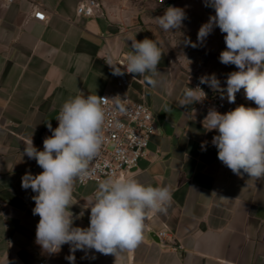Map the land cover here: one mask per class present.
Masks as SVG:
<instances>
[{"label": "crops", "instance_id": "1", "mask_svg": "<svg viewBox=\"0 0 264 264\" xmlns=\"http://www.w3.org/2000/svg\"><path fill=\"white\" fill-rule=\"evenodd\" d=\"M90 1L17 0L8 6L0 0V264H70L69 255L74 264H264V180L234 174L211 143L218 133L203 127L208 111L195 103L178 105L192 72L168 49L164 40L174 35L157 20L169 6L184 9L187 18L179 31L219 58L226 44L218 27L203 43L197 41L215 10L204 0H94L98 6L91 15L79 13L78 7ZM36 9L46 20L34 17ZM130 33L138 41H159L164 53L159 86L132 74L130 86L122 87L106 63L131 51ZM81 92L127 95L151 108L157 128L149 153L125 176L172 190L167 212L149 214L143 242L116 257L95 250L72 253L69 244L57 253L43 250L36 243V193L21 187L26 172H42L34 159L23 156L26 141L32 137L43 150V140L52 134L47 123L58 127L61 106ZM97 186L76 182L70 209L74 227L90 225V209L83 205ZM82 210L83 217L75 219ZM161 231L168 236L161 238Z\"/></svg>", "mask_w": 264, "mask_h": 264}, {"label": "clouds", "instance_id": "2", "mask_svg": "<svg viewBox=\"0 0 264 264\" xmlns=\"http://www.w3.org/2000/svg\"><path fill=\"white\" fill-rule=\"evenodd\" d=\"M163 3V0H160ZM215 15L209 17L197 34L204 40L218 27L224 35L226 49L219 60L225 65H235L238 71L228 74L226 88H222L215 74L200 78L212 90L226 95L234 103L236 93L244 90L245 98L257 107L239 105L221 114L209 109L203 120L206 131L215 130L211 143L218 150V159L234 174H247L250 179L264 180V0H204ZM184 9L169 6L157 17L164 31L182 26ZM131 42L123 69L111 57L106 63L113 75L134 74L144 77L151 87L160 84L158 65L163 49L159 41L145 37L138 41L129 34ZM196 47V44H192ZM206 93L198 85L187 87L177 101L179 106L202 102ZM113 99V98H112ZM109 99L83 92L66 100L56 117L58 127L47 123L51 136L43 140V150H38L32 137L26 141L23 156L34 159L42 172H26L21 187L31 189L36 195L33 215L39 216L36 226V243L48 253H57L65 244L70 251L95 250L115 257L134 251L144 240L150 213H166L172 202L170 186H152L126 176H109L98 183L83 209H90V225L74 227V214L70 211L75 185L92 175L91 162L101 154L105 143L106 105ZM119 106V105H118ZM203 142L201 147L204 148ZM82 210L75 219L83 217ZM67 259L74 264L75 256Z\"/></svg>", "mask_w": 264, "mask_h": 264}, {"label": "built area", "instance_id": "3", "mask_svg": "<svg viewBox=\"0 0 264 264\" xmlns=\"http://www.w3.org/2000/svg\"><path fill=\"white\" fill-rule=\"evenodd\" d=\"M6 5H11L17 0H3ZM164 2V0H163ZM96 1L91 0L78 7V12L91 15L97 7ZM34 17L38 20H46V14L40 9L34 11ZM126 55L118 58L114 63L123 69ZM132 74L125 72L119 75V85L129 87ZM205 75L191 73L188 76V87L195 88L198 85L206 93L202 102L195 103L198 108L209 111L211 108L221 110L224 108H236L243 105L240 93H236L234 103L227 101L226 95L222 99L221 93L212 90L207 84H200V78ZM222 88L226 85L220 82ZM100 97L108 98L106 107V124L104 128L105 143L101 154L90 164L92 175L78 184L99 183L109 176H125L136 169L140 161L149 153V146L153 134L156 132V121L151 108L145 103L133 100L127 95L102 94ZM113 98V99H112ZM119 105V106H118ZM161 238L168 236L167 231L159 232ZM44 264V261L41 262Z\"/></svg>", "mask_w": 264, "mask_h": 264}, {"label": "rangeland", "instance_id": "4", "mask_svg": "<svg viewBox=\"0 0 264 264\" xmlns=\"http://www.w3.org/2000/svg\"><path fill=\"white\" fill-rule=\"evenodd\" d=\"M155 1L160 3V0ZM169 34L174 35V37L165 39V44L171 52H177L178 56L184 58L185 62L189 64L192 73H200L205 76L215 74L216 78L226 85L228 74L238 71L235 65L222 64L218 57L200 50L198 43L185 33L179 31V29H173L171 32H167V35ZM193 43L196 44V47L191 46ZM239 93L241 99H245L244 90L241 89Z\"/></svg>", "mask_w": 264, "mask_h": 264}]
</instances>
